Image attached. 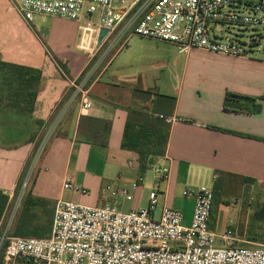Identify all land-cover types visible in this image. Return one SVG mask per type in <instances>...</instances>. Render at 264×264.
I'll return each instance as SVG.
<instances>
[{"label":"crops","instance_id":"obj_1","mask_svg":"<svg viewBox=\"0 0 264 264\" xmlns=\"http://www.w3.org/2000/svg\"><path fill=\"white\" fill-rule=\"evenodd\" d=\"M35 17L27 23L11 0H0V60L41 71L31 115L14 109L0 112V191L9 202L19 193L26 166L49 132L37 163L39 170L19 209L27 194L49 203L51 218L58 200L90 207L110 204L121 212L148 207L152 187L147 186L145 176L148 167L157 171L141 166L135 152L121 148L125 123L148 115L175 119L170 123L165 154L156 161L165 170L164 185L157 189L156 214L164 205L184 207L185 200L194 208L196 188L188 189L190 195L182 188L188 179L208 177L213 190L217 185L240 187L244 194L254 186L263 187L264 60L201 49L177 50L185 54L187 73L174 83L170 76L132 70L130 57L135 48L146 43L159 49L157 42L162 44L132 36L87 83L85 94L91 108L84 110L80 95L73 99V84L82 80L93 62L77 49L78 23L58 16ZM157 65L168 69L175 62ZM108 72L111 75L105 80ZM226 93L257 98L260 110H225ZM139 177L141 185L132 189ZM66 179L87 194L64 189ZM122 189L128 190L131 200L111 196V191ZM32 217L33 225L46 224ZM191 219L192 213L188 220L183 216V224L190 225ZM235 230L238 243L248 244L245 235Z\"/></svg>","mask_w":264,"mask_h":264},{"label":"built area","instance_id":"obj_2","mask_svg":"<svg viewBox=\"0 0 264 264\" xmlns=\"http://www.w3.org/2000/svg\"><path fill=\"white\" fill-rule=\"evenodd\" d=\"M15 10L27 23L36 15L58 16L79 25L77 49L93 65L80 82L74 83V97L80 95L82 108H91L85 94L87 83L101 64L137 36L177 46L180 51L201 49L232 57H248L247 47L237 35L222 39L221 29L239 26L264 29V0L241 3L231 0H11ZM98 12L96 21L91 14ZM106 33L99 40L100 32ZM250 44H256L254 35ZM251 49V48H250ZM251 54L255 51L251 50ZM61 114L54 121L57 125ZM159 118L170 124L175 119ZM47 138L36 148L34 168L42 156ZM155 171L165 177L157 165ZM139 177L132 183L138 189ZM26 183L12 201H8L0 231V264H264V244L246 247L227 227L221 234L210 229L213 209L212 187L200 186L194 191V208L190 225L182 215L167 206L156 214L158 193H149L148 207L121 212L115 206L90 207L58 200L53 207L51 233L47 237H14L11 226L23 199ZM264 187V182H262ZM64 189L87 194L66 179ZM110 188L107 187V190ZM131 200L128 190L118 193ZM185 195L191 192L185 190Z\"/></svg>","mask_w":264,"mask_h":264},{"label":"rangeland","instance_id":"obj_3","mask_svg":"<svg viewBox=\"0 0 264 264\" xmlns=\"http://www.w3.org/2000/svg\"><path fill=\"white\" fill-rule=\"evenodd\" d=\"M231 1H239L241 3L257 2V0H231ZM97 16H98V12L95 10L91 14V20L96 21ZM34 20L35 22H39V17H35ZM236 35L238 37L237 40L242 44H244L247 47V49H249L250 51L251 50L255 51L253 54H251V52L248 51L249 58L264 60V29L261 26L257 28H249V27L225 25L221 29V37L223 40L231 39ZM252 35H254L256 44H250L249 42V37ZM145 41H150V40H145ZM154 41L156 40H153V42ZM159 43H162V44H158L157 42L156 45L159 46V49H156L155 45L153 44H146V43L143 46L135 48L133 50L134 55L130 57L132 59V65H133L132 70L153 73L155 74V76H159V77L165 75L170 76L172 81L174 83H177L179 82L181 76L187 73L183 67L185 54H179L178 53L179 48L177 46H174L172 44H165L164 42H159ZM172 47H175L176 50L173 49ZM195 57H200V56H195ZM168 60H170V62L172 61L175 62V66L174 67L172 66L167 69L163 65H157L160 64L161 62H167ZM105 63L106 62L104 61L101 64V66L97 70V74ZM111 73L109 74L108 72L105 75L104 79L109 80ZM48 136H49V132L46 134L45 137L47 138ZM33 165L34 162H32V160L29 161L25 169V176L22 178L20 182L19 188L21 187V185H23V183L27 184L25 192L29 191L33 181L35 180L36 174L39 170V166H37L38 164L34 168H32ZM147 171L148 172L145 176L146 179L145 182L148 187L151 186L152 190H155L158 193L157 189L161 190V188L164 185V180L160 174L152 171L151 168L148 167ZM203 185L207 187H212V183L208 177L188 179V181L182 184L183 186L182 188H186L187 190L195 189V188L197 189L198 187ZM182 188L180 187L179 189L182 191L183 190ZM232 188L223 189L221 185H217L215 187V200L213 206L214 212L209 222L210 229L216 234H219L227 227L233 228V230L237 228L238 233H240L241 235H245L244 238L246 237L249 240V243L242 244L237 242L235 243L236 246L252 247V246L264 244V187L254 186L251 189V192H246L245 194L243 193L242 190H240V187L236 189H234L235 187ZM182 198L183 197L180 198L179 202H182ZM185 203L186 204L184 207H180L178 209L172 208L169 205L167 207L178 211L182 215V217L184 216L185 219L188 220V217L192 213L193 209H192V205L188 204V200H185ZM21 209L17 211L16 217L20 214ZM34 215H36L37 220L39 222L48 223V214L45 213V211L38 209L35 211ZM6 220L7 219L2 221L0 231L5 227Z\"/></svg>","mask_w":264,"mask_h":264},{"label":"trees","instance_id":"obj_4","mask_svg":"<svg viewBox=\"0 0 264 264\" xmlns=\"http://www.w3.org/2000/svg\"><path fill=\"white\" fill-rule=\"evenodd\" d=\"M41 79V71L0 60V112L15 110L24 115H31L37 97V86ZM225 110L257 113L260 105L257 98L226 93L223 101ZM170 124L163 119L148 115L147 118L125 123L121 148L133 151L143 167L156 165L158 158L165 154ZM215 188L213 190V206ZM8 205V197L0 191V227ZM50 204L42 199L26 195L18 219L11 227L14 237H47L51 233L52 218ZM34 207H40L48 214V223L44 226L32 224ZM214 207L211 212L213 216ZM14 264H27L17 260Z\"/></svg>","mask_w":264,"mask_h":264},{"label":"water","instance_id":"obj_5","mask_svg":"<svg viewBox=\"0 0 264 264\" xmlns=\"http://www.w3.org/2000/svg\"><path fill=\"white\" fill-rule=\"evenodd\" d=\"M106 31L105 30H102L100 32V37H99V40H101L103 38V36L105 35ZM142 171H143V167H142Z\"/></svg>","mask_w":264,"mask_h":264}]
</instances>
